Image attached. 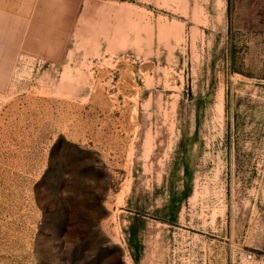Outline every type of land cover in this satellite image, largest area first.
Listing matches in <instances>:
<instances>
[{
	"label": "rangeland",
	"instance_id": "rangeland-1",
	"mask_svg": "<svg viewBox=\"0 0 264 264\" xmlns=\"http://www.w3.org/2000/svg\"><path fill=\"white\" fill-rule=\"evenodd\" d=\"M262 6L83 0L59 58H15L0 264H264Z\"/></svg>",
	"mask_w": 264,
	"mask_h": 264
},
{
	"label": "crops",
	"instance_id": "crops-1",
	"mask_svg": "<svg viewBox=\"0 0 264 264\" xmlns=\"http://www.w3.org/2000/svg\"><path fill=\"white\" fill-rule=\"evenodd\" d=\"M82 2L0 0V75L11 71L22 53L59 58Z\"/></svg>",
	"mask_w": 264,
	"mask_h": 264
}]
</instances>
